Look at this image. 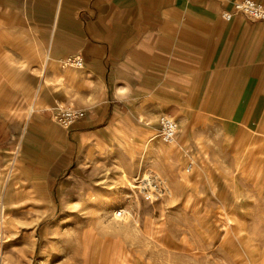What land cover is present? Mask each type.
I'll list each match as a JSON object with an SVG mask.
<instances>
[{"label": "crops", "instance_id": "obj_1", "mask_svg": "<svg viewBox=\"0 0 264 264\" xmlns=\"http://www.w3.org/2000/svg\"><path fill=\"white\" fill-rule=\"evenodd\" d=\"M237 1L0 0V97L29 120L21 170L44 186L74 160L142 145L162 115L185 153L196 123L213 121L264 155V22L225 20ZM59 105L87 115L65 129Z\"/></svg>", "mask_w": 264, "mask_h": 264}, {"label": "rangeland", "instance_id": "obj_2", "mask_svg": "<svg viewBox=\"0 0 264 264\" xmlns=\"http://www.w3.org/2000/svg\"><path fill=\"white\" fill-rule=\"evenodd\" d=\"M19 109L0 97V264H264V155L242 131L197 122L185 153L155 128L150 144L74 160L39 186L17 168L29 123ZM152 174L166 195L135 188Z\"/></svg>", "mask_w": 264, "mask_h": 264}, {"label": "built area", "instance_id": "obj_3", "mask_svg": "<svg viewBox=\"0 0 264 264\" xmlns=\"http://www.w3.org/2000/svg\"><path fill=\"white\" fill-rule=\"evenodd\" d=\"M236 14H241L253 22H264V4L253 0L237 1L234 4L233 12H224L222 16L225 20H230ZM64 62L71 67H83V60L80 57H69ZM86 115V111L67 105H59L53 112V117L57 123L65 129L84 119ZM158 123L162 141L166 144L173 143L177 130L176 121L169 116L162 115L159 117ZM136 182L137 187L135 188L149 199L159 198L163 194H167L163 180L155 174L137 179ZM114 215L116 219H122L124 210L115 211Z\"/></svg>", "mask_w": 264, "mask_h": 264}, {"label": "bare ground", "instance_id": "obj_4", "mask_svg": "<svg viewBox=\"0 0 264 264\" xmlns=\"http://www.w3.org/2000/svg\"><path fill=\"white\" fill-rule=\"evenodd\" d=\"M65 61V60H64ZM63 61V65L64 66H68V65H66L65 64V62ZM69 67V66H68ZM31 113H32V110L30 111ZM182 134H183V129L181 128V127H179L178 126V124H177V130H176V136H175V141L173 142V143H170V144H167V145H173L175 142H176V138H177V141L181 138V136H182ZM156 133L154 134V135H152L151 137H149L148 139H147V143L148 144H150L151 143V141L152 140H154V138H156ZM129 140H131V138H129ZM145 142V143H146ZM166 144V143H165ZM144 146V145H143ZM176 147H177V144L175 145ZM172 150H174V149H172ZM172 150H169V151H172ZM257 154V153H256ZM255 154V156H258V155H256ZM253 160V159H252ZM17 168L19 169V170H21V155H20V157H19V159H18V161H17ZM21 192H17V195H19ZM21 194H23V193H21ZM9 207V206H8ZM124 213H126L125 211H124ZM125 218V217H124ZM123 218V219H124ZM94 230V229H93ZM84 232V231H83ZM81 240H82V238H81ZM83 249V248H82ZM20 254V253H19ZM18 256V255H17ZM83 263V262H82ZM93 263V262H92ZM98 264V263H97Z\"/></svg>", "mask_w": 264, "mask_h": 264}]
</instances>
